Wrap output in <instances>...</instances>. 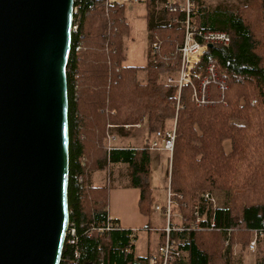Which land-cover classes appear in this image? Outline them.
Segmentation results:
<instances>
[{"label": "trees", "instance_id": "16d2710c", "mask_svg": "<svg viewBox=\"0 0 264 264\" xmlns=\"http://www.w3.org/2000/svg\"><path fill=\"white\" fill-rule=\"evenodd\" d=\"M74 11L66 78L67 195L75 242H65L60 264L148 263V257L134 255L135 232L108 218L109 185L92 187V176L104 170L111 178V166L125 164L130 186L139 191V209L147 214L154 202L148 146L108 149L107 139L114 129L122 133L125 126L141 124L155 135L165 132L168 122L175 124L169 186L183 225L189 228L194 220L198 192L218 201L201 230L171 235L187 254L172 264H235L234 249L247 251L254 235L255 264H264V0H246L235 13L196 18L199 28L225 31L231 41L193 57L190 82L181 86L179 96L183 14L162 10L161 21L149 30V63L140 68L124 65L123 39L130 36L124 4L74 0ZM209 63L218 76L209 86L208 103L196 105L191 82L198 84ZM140 70L146 72L144 82L138 80ZM159 241L164 242L163 231Z\"/></svg>", "mask_w": 264, "mask_h": 264}, {"label": "water", "instance_id": "95a60500", "mask_svg": "<svg viewBox=\"0 0 264 264\" xmlns=\"http://www.w3.org/2000/svg\"><path fill=\"white\" fill-rule=\"evenodd\" d=\"M73 15L74 0H0V264L61 263Z\"/></svg>", "mask_w": 264, "mask_h": 264}, {"label": "rangeland", "instance_id": "374dc122", "mask_svg": "<svg viewBox=\"0 0 264 264\" xmlns=\"http://www.w3.org/2000/svg\"><path fill=\"white\" fill-rule=\"evenodd\" d=\"M113 1H117L120 4H124L125 17L130 27V36L125 37L123 39L122 44L123 52L126 56V61L124 62V65L137 67L147 66L149 63L150 48L149 30L150 27L157 25V17L160 18L161 16V1L153 0L148 4H132L124 0ZM178 1L183 2V0ZM245 1L246 0H201L198 4L199 12H197V14L194 16V23L196 22L197 17L203 18L204 20V18H206V15L213 14L216 12L235 13L239 7L245 4ZM190 60L193 61V58H190ZM145 78V71H139L138 80L142 81ZM160 81L162 83L166 82V78L161 77ZM179 93L180 92L178 91V96ZM174 125L175 124L168 122L165 131L174 129ZM137 126L139 125H136L135 127L125 126V132H116L115 135L119 136V140L116 141L114 144L118 146L121 143L129 140L125 137L129 135H134V131ZM169 160L170 156L168 153L154 152L150 155V186L153 191L156 190V192L160 195L159 199L157 200V203L161 205V207L165 204L167 188L169 186ZM124 171L125 169H123L122 167L115 170V180H113L112 186L110 188L111 190H109L108 211L110 215L120 218L122 225H124L125 227H131L133 229L137 236L135 242V254L137 256L147 257L148 254L146 255V252L148 248H151L152 251H155L157 248L156 246H159L160 241L158 243V230L162 229L163 231V229L165 228L166 218L162 212L157 213L154 211L155 202H153V204L150 206L147 214H144L140 211L138 205L139 191L132 187L125 189L123 183H125L127 179L126 177L122 176L124 174ZM100 174L101 175L99 176L104 175V173ZM199 193L202 192H198L194 196L195 199ZM215 201L216 204H218L217 199ZM175 213L183 216L178 210L177 206L175 208ZM153 217H155L157 220H154ZM174 221L179 225L181 222H183L182 220H180L179 217L174 219ZM234 250V258H240L244 260V258L247 257L248 260H246L245 264H253V257H256V254H250L247 251H240L238 247H236Z\"/></svg>", "mask_w": 264, "mask_h": 264}, {"label": "built area", "instance_id": "2783aa9c", "mask_svg": "<svg viewBox=\"0 0 264 264\" xmlns=\"http://www.w3.org/2000/svg\"><path fill=\"white\" fill-rule=\"evenodd\" d=\"M132 4L146 3L148 0H125ZM198 0H185L184 4H172L167 7L169 13H181L183 14V42L177 48V53L180 58V65L178 70L177 84L180 92V88L183 84L190 82V66L191 60L200 53H202L209 45L212 47H226L230 44L231 37L230 34L225 31L219 30H209L202 29L195 25L194 23V8ZM75 12V11H74ZM76 31V26L73 23L72 32ZM152 49L155 48V44H152ZM78 50V49H77ZM76 50V51H77ZM217 69L214 64H207L204 68V73L199 80L198 85H193L192 87V101L196 105H206L209 100V86L212 82L217 79ZM219 87L221 89L225 88L224 81H220ZM110 139V137H108ZM156 141L151 143L149 146L150 150L161 151L164 150L170 155L172 154L174 141H175V128L169 131L155 133ZM108 140V139H107ZM110 149V148H108ZM174 193L167 189V195L165 204L160 207L156 206V211L162 212L165 216V228L164 242L160 244L155 251L148 254L147 264H172L176 259L185 258L187 254L178 249L175 246V242L171 238V235L175 232L188 231L189 229L201 230L203 223L206 220V213L209 210H215L217 207L215 197L209 192L199 193L195 199V206L193 210L194 220L190 224L189 228H186L181 222L180 225L174 221L177 217L180 220H184L183 216L175 213V208L177 206L174 200ZM201 207L204 208V212L201 213ZM109 226H107V229ZM65 240L68 244H74L75 232L72 227L68 225L66 231ZM227 245V244H226ZM247 252L254 253L256 250V235L252 238L249 245L247 246ZM79 253L75 252V257H78Z\"/></svg>", "mask_w": 264, "mask_h": 264}, {"label": "crops", "instance_id": "0c3cea01", "mask_svg": "<svg viewBox=\"0 0 264 264\" xmlns=\"http://www.w3.org/2000/svg\"><path fill=\"white\" fill-rule=\"evenodd\" d=\"M154 1H158V0H154ZM160 1H161V4H162V10L165 7H168L169 5H172V4H178V5H180V4H184L185 3V0H183V2L178 1V0H160ZM110 2H117V1L110 0ZM157 20H158L157 23H159L161 21V16H160V18L157 17ZM135 67H137V66H135ZM140 68H142V67H140ZM140 71H144V70H140ZM145 80H146V78L143 79L140 82H144ZM116 132H118V131L114 129L112 131V133L109 135L110 139L108 138V140H107L108 148H110V149H113V148H115V149H121V148H135V149H140V148H142L144 146H148V148H149V146L151 145V143H153L154 141H156L155 135L148 133L146 124H141V125L137 126L135 128V131H134L135 134L134 135L126 136L125 138H127L129 140L121 143L118 146L114 144L116 141L119 140V136L115 135ZM121 138H124V137H121ZM224 150H225V152H229L230 151V143L228 141L224 142ZM154 152H164V153H168V152H166L164 150L155 151V150H150L149 149V154L150 155L152 153H154ZM169 156H170L169 162H170V166H171V155L169 154ZM121 167L123 169H125L124 174L122 176L123 177H126V179H127V181L125 183H123V185L125 186V189L126 188H130L131 186H130V179H129V175H128V168H127V166L125 164H115V165H112L111 168H110L111 169V178H108V176H107V174H106V172L104 170L95 172L93 174V176H92V187H103L105 185H109V187L111 188L112 182H113V180H115V175H114L115 170H117V169H119ZM100 173H104V175L103 176H99V175H101ZM98 182H100V183H98ZM169 184H170V179H169ZM152 196H153V201L155 202L154 206L155 207L156 206H160L161 207V205H159L157 203V200L159 199V196L160 195L156 192V190L153 191ZM154 211L157 212V213H159V211H156V209ZM107 213H108V218L110 220L117 221V223L119 224V226L121 228L130 229V230L133 231V229L131 227H125L124 225H122L120 218L114 217V216L110 215V213L108 211V208H107ZM155 217H153V219L154 220H157ZM161 231H162V229L161 230H158V232H159V235H158V243H159V240H160ZM136 238H137V236H136ZM135 242H136V240H135ZM158 243H157V245H158ZM156 247H158V246H156ZM150 252H152V249L151 248H148L147 249V252H146V255L149 254ZM248 253L255 254V253H251V252H248ZM134 255L136 257H140L141 258V256H137L135 254V248H134ZM256 258H257V256L256 257L255 256L253 257V259H254L253 260V264H255ZM246 260H248L247 257L244 258V260L243 259H240V258L239 259L238 258H234L235 264H245ZM250 260H251V257H250Z\"/></svg>", "mask_w": 264, "mask_h": 264}]
</instances>
